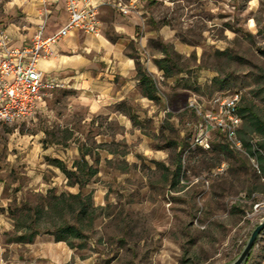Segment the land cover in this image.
Segmentation results:
<instances>
[{
    "label": "rangeland",
    "instance_id": "374dc122",
    "mask_svg": "<svg viewBox=\"0 0 264 264\" xmlns=\"http://www.w3.org/2000/svg\"><path fill=\"white\" fill-rule=\"evenodd\" d=\"M6 1L0 0V15ZM149 5L143 29L156 35L148 40L147 55L163 58L166 46L175 63L168 77H154L159 95L154 107L126 102L90 114L76 90L59 88L47 97L45 113L29 124L0 125L1 138L10 133L11 142L26 143L30 153L32 173L18 178L25 189L9 185L5 190L12 207L24 201L37 205L39 195L49 191L83 195L89 213L81 222L64 213L40 223L54 229L69 222L82 229L81 237L71 239L76 256L64 264H228L264 220L259 160L264 127L253 123L248 111L241 113V138L261 145L258 152L252 145L251 151L232 150L221 135L213 137L210 149H200L187 128L195 121L187 109L190 98L232 91H239L241 107H250L264 123V0H154ZM144 30L137 28V34ZM159 30L187 52L164 40ZM34 151H40L38 157ZM81 151L97 170L82 189L71 186L52 163L57 159L75 169ZM19 234L14 228L4 241L11 244ZM252 248L245 264H264V230ZM16 252V246H8L5 255L13 260Z\"/></svg>",
    "mask_w": 264,
    "mask_h": 264
},
{
    "label": "crops",
    "instance_id": "0c3cea01",
    "mask_svg": "<svg viewBox=\"0 0 264 264\" xmlns=\"http://www.w3.org/2000/svg\"><path fill=\"white\" fill-rule=\"evenodd\" d=\"M114 2L127 7L129 11L122 13L119 7L113 6ZM92 3L99 7L97 18L101 24V36L72 31L59 41L55 56L41 60L38 66L47 74L63 80L65 88L76 90L90 114H100L126 102L154 107L153 101L141 92L136 63L138 61L146 68L153 78L164 75L154 63L161 56L149 58L147 55L148 40L156 35L155 30L143 29L150 2L92 0ZM5 9L0 15V30L8 35L13 48L29 46L41 27H44V36L57 33L68 19L65 0H7ZM137 28L144 30L141 36L137 34ZM157 34L169 40L177 50L187 52L182 44L170 40L171 34L164 30H159ZM125 122L128 123V120L125 119ZM6 135V138L0 137V264L67 263L76 256L74 249L64 241H57L51 234L37 235L32 243L8 244L4 241L6 234L15 228L8 212L13 199L5 194V190L9 185H20L19 190H24L18 178L32 173L27 144H14L11 134ZM41 151L45 152L43 149ZM39 152L34 151L32 156L38 157ZM31 163L35 164L33 161ZM13 176L17 180L9 181L7 177ZM39 181L36 179L37 183ZM8 246H16L18 250L13 260L5 255Z\"/></svg>",
    "mask_w": 264,
    "mask_h": 264
},
{
    "label": "built area",
    "instance_id": "2783aa9c",
    "mask_svg": "<svg viewBox=\"0 0 264 264\" xmlns=\"http://www.w3.org/2000/svg\"><path fill=\"white\" fill-rule=\"evenodd\" d=\"M65 3L67 23L50 36H44V27H41L29 46L13 48L8 35L0 30V125L29 124L45 110L49 94L65 88L63 80L38 66L41 60L55 56L62 38L72 31L101 36L99 7L92 0H65ZM113 6L119 7L122 13L129 11L115 2ZM241 101L239 91L218 94L211 99L190 98L187 109L194 114L195 121L188 123L187 128L193 145L208 150L213 137L221 135L229 148L243 151L239 133L243 123ZM255 167L260 173L258 163Z\"/></svg>",
    "mask_w": 264,
    "mask_h": 264
},
{
    "label": "trees",
    "instance_id": "16d2710c",
    "mask_svg": "<svg viewBox=\"0 0 264 264\" xmlns=\"http://www.w3.org/2000/svg\"><path fill=\"white\" fill-rule=\"evenodd\" d=\"M153 1L150 2L152 4ZM164 53V57L159 60H155L158 69L162 70L165 77H168V74H171L170 64L175 65L174 62L170 59L168 48L163 46L161 50ZM137 77L140 81V89L144 97H147L153 102L159 101V95L157 92L156 83L154 78L147 72L146 68L137 61ZM179 71V69H178ZM242 102V101H241ZM249 112V118L254 123H257L259 127H264V123L257 118V115L254 114L252 109L249 107H240V114L242 112ZM242 118V115H241ZM240 133V131H239ZM241 138V133H240ZM243 149H249L253 147V143L249 141H245L241 138ZM251 141V140H250ZM252 145V147H251ZM259 147L261 145H255L254 152L259 151ZM253 152V153H254ZM88 154L86 152L81 151V160L75 163V169H69L65 166V164L57 159L52 161L53 165L60 169L70 182L71 186H79L80 189L85 187L89 182L90 178L97 173V170L93 166H89L86 161V156ZM263 166L261 167V171L264 170V158H260ZM258 165L259 162L257 161ZM83 195L81 191L76 194H66L62 192V194H56L51 191L47 192V195H39L37 205H30L27 201L21 203V205L12 207H8V212L10 214L11 219L14 222L15 232L18 235L15 241L16 243H32L34 237L42 234H51L57 241H65L67 245L71 248H77L71 241L72 238H77L82 236V229L80 226L75 223L63 222L60 226L51 229V228H42L40 223L45 219L54 218V216H62V214L67 213L74 215V221H82L88 215L87 204L84 203L82 199ZM55 214V215H54ZM66 237L61 238V236L65 235Z\"/></svg>",
    "mask_w": 264,
    "mask_h": 264
},
{
    "label": "water",
    "instance_id": "95a60500",
    "mask_svg": "<svg viewBox=\"0 0 264 264\" xmlns=\"http://www.w3.org/2000/svg\"><path fill=\"white\" fill-rule=\"evenodd\" d=\"M263 230H264V220L252 230L251 237L244 246L243 251L237 256L236 259L229 262L228 264H245V262L248 260L251 254V251L253 249L252 247L254 246L258 236Z\"/></svg>",
    "mask_w": 264,
    "mask_h": 264
}]
</instances>
